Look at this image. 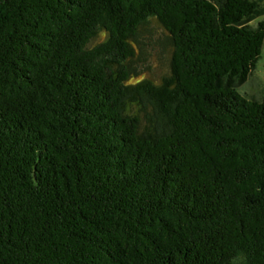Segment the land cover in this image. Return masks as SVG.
Instances as JSON below:
<instances>
[{
	"label": "trees",
	"instance_id": "trees-1",
	"mask_svg": "<svg viewBox=\"0 0 264 264\" xmlns=\"http://www.w3.org/2000/svg\"><path fill=\"white\" fill-rule=\"evenodd\" d=\"M257 0H0V264H264Z\"/></svg>",
	"mask_w": 264,
	"mask_h": 264
},
{
	"label": "rangeland",
	"instance_id": "rangeland-1",
	"mask_svg": "<svg viewBox=\"0 0 264 264\" xmlns=\"http://www.w3.org/2000/svg\"><path fill=\"white\" fill-rule=\"evenodd\" d=\"M260 7L264 8V0H257ZM264 20V13L249 21L255 25L257 21ZM241 95L259 99L264 95V41L261 49V55L255 69L247 77V79L237 88Z\"/></svg>",
	"mask_w": 264,
	"mask_h": 264
}]
</instances>
